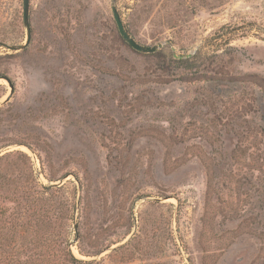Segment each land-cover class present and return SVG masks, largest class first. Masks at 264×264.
I'll return each instance as SVG.
<instances>
[{"label":"rangeland","instance_id":"obj_1","mask_svg":"<svg viewBox=\"0 0 264 264\" xmlns=\"http://www.w3.org/2000/svg\"><path fill=\"white\" fill-rule=\"evenodd\" d=\"M29 25L8 50L0 0V264H264V0H29Z\"/></svg>","mask_w":264,"mask_h":264},{"label":"water","instance_id":"obj_2","mask_svg":"<svg viewBox=\"0 0 264 264\" xmlns=\"http://www.w3.org/2000/svg\"><path fill=\"white\" fill-rule=\"evenodd\" d=\"M111 12H112V18H113L114 24L116 26V29H117V32H118L120 38L133 51L140 53V54H148L149 55V54L155 53L158 49L161 48V45L148 47V46H142V45H139L138 43H136L131 38L128 31L124 27V25L120 19V16L118 15V12L114 6H112V8H111ZM22 23H23V27L25 28V32H26L25 42L23 45H20V46H6V48L10 51L17 52V51L25 49L29 45L30 36H31L30 25H29V0H22ZM189 57L190 56H186L185 58H189ZM178 59H180V57ZM9 86H10L11 93H12L13 89H12L10 83H9Z\"/></svg>","mask_w":264,"mask_h":264},{"label":"trees","instance_id":"obj_3","mask_svg":"<svg viewBox=\"0 0 264 264\" xmlns=\"http://www.w3.org/2000/svg\"><path fill=\"white\" fill-rule=\"evenodd\" d=\"M152 54H150V56H151ZM183 63H187V61H185V60H174V64L175 65H178V66H182V64ZM183 69H186L185 67H182ZM182 68H179L180 70H182ZM196 77H197V75H196ZM200 75L198 76V79H196V78H194V82H198V81H201V79H202V77H200Z\"/></svg>","mask_w":264,"mask_h":264}]
</instances>
